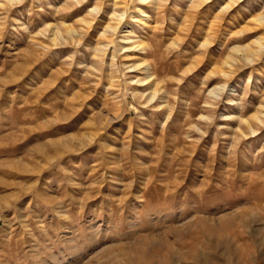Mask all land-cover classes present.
I'll use <instances>...</instances> for the list:
<instances>
[{"label":"rangeland","instance_id":"rangeland-1","mask_svg":"<svg viewBox=\"0 0 264 264\" xmlns=\"http://www.w3.org/2000/svg\"><path fill=\"white\" fill-rule=\"evenodd\" d=\"M0 264H264V0H0Z\"/></svg>","mask_w":264,"mask_h":264},{"label":"bare ground","instance_id":"bare-ground-1","mask_svg":"<svg viewBox=\"0 0 264 264\" xmlns=\"http://www.w3.org/2000/svg\"><path fill=\"white\" fill-rule=\"evenodd\" d=\"M115 21V20H114ZM140 21H142V20H140ZM112 23V22H111ZM108 28H111V26L109 25V27ZM112 28H114V27H112ZM137 67V66H136ZM146 79V78H145ZM142 81V80H141ZM153 91V90H152ZM151 91V92H152ZM211 93L212 94H214L215 96L214 97H216V96H218L219 94H220V92L218 91V90H216V89H214L213 88V90L211 91ZM150 95V94H149ZM148 100H150V99H148Z\"/></svg>","mask_w":264,"mask_h":264}]
</instances>
